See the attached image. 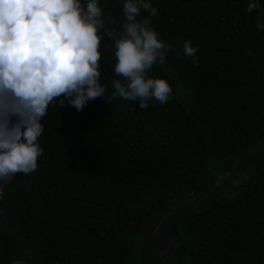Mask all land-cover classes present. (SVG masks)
I'll return each instance as SVG.
<instances>
[{
  "label": "trees",
  "instance_id": "16d2710c",
  "mask_svg": "<svg viewBox=\"0 0 264 264\" xmlns=\"http://www.w3.org/2000/svg\"><path fill=\"white\" fill-rule=\"evenodd\" d=\"M147 2L170 50L146 75L165 79L172 97L146 109L108 100L125 0H96L105 97L80 112L63 97L49 104L36 170L15 174L0 195V264H138L148 218L204 197L264 134V29L249 0ZM229 193L200 213L173 214L166 262L264 264V148Z\"/></svg>",
  "mask_w": 264,
  "mask_h": 264
},
{
  "label": "clouds",
  "instance_id": "9594fccd",
  "mask_svg": "<svg viewBox=\"0 0 264 264\" xmlns=\"http://www.w3.org/2000/svg\"><path fill=\"white\" fill-rule=\"evenodd\" d=\"M142 9L149 17L141 18ZM101 11L96 0H0V195L15 174L36 170L42 154L37 138L49 104L63 97L62 105L67 100L80 112L89 101L105 97L98 70ZM246 11L258 12L256 27L264 29V5L249 0ZM156 14L147 0H125V20L114 41L118 78L108 100L119 96L146 109L153 99L164 104L172 97L165 79L146 75L170 50L151 25ZM183 51L198 65L190 41Z\"/></svg>",
  "mask_w": 264,
  "mask_h": 264
},
{
  "label": "water",
  "instance_id": "95a60500",
  "mask_svg": "<svg viewBox=\"0 0 264 264\" xmlns=\"http://www.w3.org/2000/svg\"><path fill=\"white\" fill-rule=\"evenodd\" d=\"M264 148V134L235 162L233 168L204 197L169 202L163 209L154 212L141 231L138 246V264H173L164 260L163 254L175 238L174 213H200L215 201L228 194L240 182L243 172L255 156Z\"/></svg>",
  "mask_w": 264,
  "mask_h": 264
},
{
  "label": "rangeland",
  "instance_id": "374dc122",
  "mask_svg": "<svg viewBox=\"0 0 264 264\" xmlns=\"http://www.w3.org/2000/svg\"><path fill=\"white\" fill-rule=\"evenodd\" d=\"M230 193H231V192H230ZM230 193H228V195H229Z\"/></svg>",
  "mask_w": 264,
  "mask_h": 264
}]
</instances>
